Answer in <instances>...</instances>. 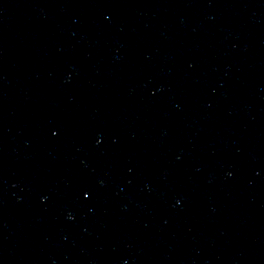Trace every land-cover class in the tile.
Returning a JSON list of instances; mask_svg holds the SVG:
<instances>
[{
	"label": "clouds",
	"instance_id": "9594fccd",
	"mask_svg": "<svg viewBox=\"0 0 264 264\" xmlns=\"http://www.w3.org/2000/svg\"><path fill=\"white\" fill-rule=\"evenodd\" d=\"M69 218H71V217H69Z\"/></svg>",
	"mask_w": 264,
	"mask_h": 264
},
{
	"label": "snow or ice",
	"instance_id": "6c2138e0",
	"mask_svg": "<svg viewBox=\"0 0 264 264\" xmlns=\"http://www.w3.org/2000/svg\"><path fill=\"white\" fill-rule=\"evenodd\" d=\"M87 195V194H86Z\"/></svg>",
	"mask_w": 264,
	"mask_h": 264
}]
</instances>
